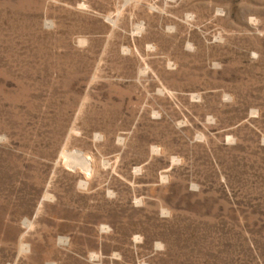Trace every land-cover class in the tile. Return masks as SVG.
<instances>
[{"label":"rangeland","instance_id":"obj_1","mask_svg":"<svg viewBox=\"0 0 264 264\" xmlns=\"http://www.w3.org/2000/svg\"><path fill=\"white\" fill-rule=\"evenodd\" d=\"M0 264H264V0H0Z\"/></svg>","mask_w":264,"mask_h":264},{"label":"bare ground","instance_id":"obj_2","mask_svg":"<svg viewBox=\"0 0 264 264\" xmlns=\"http://www.w3.org/2000/svg\"><path fill=\"white\" fill-rule=\"evenodd\" d=\"M64 155H65V154H64ZM80 159H81V158H80ZM83 161H84V160H83ZM86 162H87L88 165H86ZM83 163H84V162H83ZM90 164H91V163H90ZM90 164H89V162H88L87 160L85 161L86 169H87V171H88L89 173H90L91 168H92V167L90 166ZM83 168H84V166H83Z\"/></svg>","mask_w":264,"mask_h":264}]
</instances>
